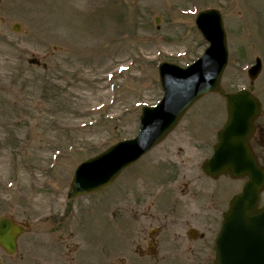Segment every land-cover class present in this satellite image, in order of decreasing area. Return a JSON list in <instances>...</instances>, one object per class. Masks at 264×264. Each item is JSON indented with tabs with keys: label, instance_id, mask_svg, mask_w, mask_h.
<instances>
[{
	"label": "rangeland",
	"instance_id": "obj_1",
	"mask_svg": "<svg viewBox=\"0 0 264 264\" xmlns=\"http://www.w3.org/2000/svg\"><path fill=\"white\" fill-rule=\"evenodd\" d=\"M209 8L221 10L228 34L223 88L247 87L264 99V0H0V216L31 224L16 255L0 249L2 264L54 258L65 264L69 256L54 251L52 242L64 226L73 243L83 245L86 262H111L118 251L113 210L143 188L156 191L161 165L206 176L202 164L227 119L226 98L217 92L196 102L113 184L67 198L76 167L135 136L142 108L161 99L158 64L186 66L202 55L208 43L195 20ZM256 57L263 69L251 83L248 68ZM211 181L223 210L244 179ZM139 182L148 186L139 190ZM101 238L109 242L104 253L85 248Z\"/></svg>",
	"mask_w": 264,
	"mask_h": 264
},
{
	"label": "water",
	"instance_id": "obj_2",
	"mask_svg": "<svg viewBox=\"0 0 264 264\" xmlns=\"http://www.w3.org/2000/svg\"><path fill=\"white\" fill-rule=\"evenodd\" d=\"M196 25L209 43L203 55L187 67L169 61L159 64L162 99L154 106L143 107L134 138L119 141L77 166L69 197L88 194L112 183L123 169L161 142L202 96L210 92L225 94L228 118L203 169L213 177L229 173L234 178L247 177V181L224 214L216 238V264H264V206H258L264 189V168L249 144L260 101L248 90L225 93L222 87L229 50L220 10L200 11ZM18 27L16 24L15 28ZM261 69V59L257 58L249 69L250 78L254 80ZM23 230L10 217H1L0 245L8 253H15L17 237Z\"/></svg>",
	"mask_w": 264,
	"mask_h": 264
},
{
	"label": "flooded vegetation",
	"instance_id": "obj_3",
	"mask_svg": "<svg viewBox=\"0 0 264 264\" xmlns=\"http://www.w3.org/2000/svg\"><path fill=\"white\" fill-rule=\"evenodd\" d=\"M256 95L261 101V112L255 120L250 145L259 163L264 167V99ZM173 156L177 154H168L170 159ZM170 164L172 163L161 165L162 175L154 177L156 191L151 185V188H143L145 192L134 193L128 203L121 204L124 208L118 206L113 210V243L118 251L111 262H100L99 258L94 261L92 257L86 262L82 257L83 252L81 253L83 245L79 249L76 243H73L72 230H68V226L61 227L58 231L63 235H57L56 239L61 238L62 241L53 240V250L65 257L69 256L65 264H215V238L225 208L219 209L224 200L216 198L219 190L211 184V180L216 181L220 177L216 179L207 174L198 177V173L188 175ZM190 164V161L186 162V166ZM185 175L189 177L188 181L185 180ZM196 175L198 178L195 179ZM137 184L135 186L138 189L148 186V182ZM195 188L200 190L199 194L195 193ZM25 222L28 221L21 223ZM30 226L19 239L28 233ZM108 243L104 239L95 244L88 242L85 248L89 245L90 250L97 248L100 255L104 253ZM73 250L76 252H72ZM125 253H128V258H125ZM19 258L23 259V256ZM34 263L43 264L38 260L33 261ZM61 263L62 260L58 258L50 262Z\"/></svg>",
	"mask_w": 264,
	"mask_h": 264
}]
</instances>
